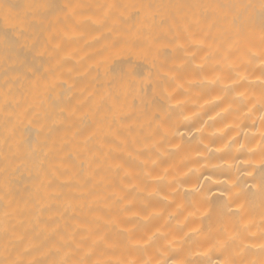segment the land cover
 Returning <instances> with one entry per match:
<instances>
[{
  "label": "bare ground",
  "instance_id": "obj_1",
  "mask_svg": "<svg viewBox=\"0 0 264 264\" xmlns=\"http://www.w3.org/2000/svg\"><path fill=\"white\" fill-rule=\"evenodd\" d=\"M0 264H264V0H0Z\"/></svg>",
  "mask_w": 264,
  "mask_h": 264
}]
</instances>
